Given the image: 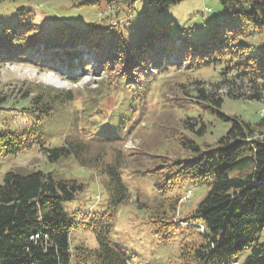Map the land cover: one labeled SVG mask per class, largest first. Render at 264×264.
Returning a JSON list of instances; mask_svg holds the SVG:
<instances>
[{"label": "trees", "instance_id": "16d2710c", "mask_svg": "<svg viewBox=\"0 0 264 264\" xmlns=\"http://www.w3.org/2000/svg\"><path fill=\"white\" fill-rule=\"evenodd\" d=\"M72 1L79 5L99 2ZM146 1L164 12L181 0ZM220 2L229 18L216 22L208 30L202 47L171 49L169 37L164 36L152 48L159 50L160 44L166 45L162 56L145 58L142 55L147 52L143 47L140 53H127L130 58L134 56L133 64L124 57L120 44L112 43L100 28L81 32L77 40L69 39L65 32L44 33L33 22L31 12L23 7L18 10L15 23L0 29V62L38 60L46 67L57 65L73 73L76 69H87L89 56L84 52H92L102 74V79L96 82L100 95L106 94L108 98L113 89L126 94L124 99L119 98L116 118L109 111L113 109L111 105L103 108L99 99L86 103L83 113L84 118L87 114L86 134L90 139L69 135L64 136L60 145L46 146L43 131L46 119L52 117L56 107L77 99L71 89L35 85L33 91H26L23 99L28 102L24 110L36 119L25 129L1 131L0 153L16 154L39 145L50 162L73 157L80 164L98 169L106 178L108 202L101 211L71 213L63 203L77 200L85 189L83 182L41 170L6 172L0 183V264H128L122 249L111 240L115 212L133 190L141 191L142 195L147 189L145 181L140 182L146 173L157 178L152 188L154 194L147 201L140 196L137 200L141 206L149 207L154 233L164 243L180 236L181 264H264V116L259 121L261 129L255 131L250 123L222 114L219 107L223 96L206 92L200 85L202 82L196 80L193 101L217 110L224 121H232V126L216 143H205L203 148L187 141L189 156L174 160L164 157L163 163L150 171L143 168V151L133 148L128 155L136 165L128 173L130 180L125 179L123 148L138 122V117L133 119L134 114L140 113L152 91L150 82L170 62L175 70L211 67L218 70L220 78L214 82V90L225 87L228 97L264 101V0ZM249 37H254L255 42ZM142 61L150 66L147 74L139 69ZM107 98L100 101L106 102ZM83 131L82 127L80 132ZM89 142L118 143L115 156L110 162L103 155L87 162L83 152ZM185 183L209 188L192 211L179 218L182 207L179 191ZM181 222L190 224L183 229ZM79 228L94 233L96 247L85 243L71 246V234Z\"/></svg>", "mask_w": 264, "mask_h": 264}, {"label": "rangeland", "instance_id": "374dc122", "mask_svg": "<svg viewBox=\"0 0 264 264\" xmlns=\"http://www.w3.org/2000/svg\"><path fill=\"white\" fill-rule=\"evenodd\" d=\"M22 7L31 12L33 22L41 26L44 33L65 32L69 39L77 40L86 30L100 28L103 33L108 34L112 43L120 44L124 57L129 58L131 64L134 56L130 58L128 54L140 53L143 47L147 54L141 55L145 58L148 55L158 58L162 56L166 45L160 44L159 50L152 48L156 47V40L161 43L164 36L169 37L171 49L202 47L208 30L216 22L229 18V12L220 0H181L164 12L158 11L146 0L131 3L122 0H113L111 3L99 0L92 5H79L72 0H0V29L15 23L18 10ZM249 38L255 42L254 37ZM84 54L89 56L87 69H76L73 73L57 65L46 67L38 63V60L9 59L0 62V98L5 100L0 101V132L25 129L36 119L34 114L24 110L28 99H23L26 91H33L35 85L58 90L71 89L77 99L56 107L52 111V117L50 115L46 119V127L43 128L46 146L60 145L64 136L69 135L87 140L91 138L86 134L89 125L86 126L87 114L84 118L83 113V108L88 105L86 103L91 100L99 99L98 103L102 107L111 105L113 109L109 110L110 113L114 114V118L118 117L119 110L116 108L119 106L120 96L125 98V92L123 94L113 89L108 98L106 94L100 95V86L96 83L102 79V74L96 67L99 61H96L92 52L85 51ZM141 64L143 66L139 69L147 74L150 66L146 61ZM173 66L170 62L165 71L150 82L153 89L140 113L134 114L133 119L138 117V122L123 148L127 182L130 180L128 173L136 165L132 156L128 155L133 151L131 148L139 147L143 151V168L150 171L154 166L161 165L164 157L174 160L189 156L191 152L187 141L195 142L203 148L205 143H216L232 126V121H224L217 110L193 101L198 85L195 84L196 80L202 82L200 85L206 92H216L223 96V104L219 107L222 114L250 123L255 131L261 129L259 121L264 116V101L228 97L225 87L214 90L213 84L220 78L218 70L211 67L186 71L184 68L175 70ZM144 82L142 80L141 84ZM102 98H107L108 101H100ZM128 100H124L127 105ZM82 127L84 131L80 132ZM117 147L118 143L89 142L85 145L83 154L87 162H93L101 155L105 156L106 162H110ZM10 170L22 173L38 170L55 172L60 177L76 178L83 182L85 189L78 195L77 200L63 203L71 213L101 211L107 206L106 178L98 169L80 164L73 157L50 162L39 145L16 154L0 153V183L3 182L5 173ZM156 180L150 173L143 175L140 182L145 181L147 189L142 195L141 191L133 190L130 198L120 204L115 212L111 240L122 249L128 264H181L180 236H174L170 243H164L154 233L149 207L141 206L137 200L140 196L142 201H147L154 194L152 188ZM208 188L185 183L179 191L182 196L179 218H184L186 213L192 211ZM180 224L184 229L186 225ZM80 243L91 248L97 246L94 233L88 229L79 228L72 232L71 246Z\"/></svg>", "mask_w": 264, "mask_h": 264}]
</instances>
